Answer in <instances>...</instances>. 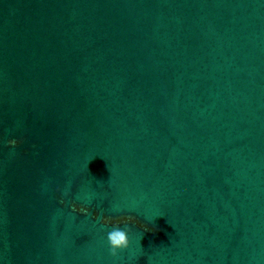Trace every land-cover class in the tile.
<instances>
[{"label": "water", "instance_id": "95a60500", "mask_svg": "<svg viewBox=\"0 0 264 264\" xmlns=\"http://www.w3.org/2000/svg\"><path fill=\"white\" fill-rule=\"evenodd\" d=\"M0 264H264V0H0Z\"/></svg>", "mask_w": 264, "mask_h": 264}, {"label": "clouds", "instance_id": "9594fccd", "mask_svg": "<svg viewBox=\"0 0 264 264\" xmlns=\"http://www.w3.org/2000/svg\"><path fill=\"white\" fill-rule=\"evenodd\" d=\"M9 145L15 146L18 143V140L16 138L9 139L7 141ZM67 191L65 192V195H67ZM76 210V209H74ZM79 212L87 214L89 209L87 207H80ZM128 219H132L129 217ZM105 223H108V218H105ZM107 240L111 248L112 255H117L119 250L126 249L130 245V239H129V229L128 228H121L119 226L114 227L111 231L107 233Z\"/></svg>", "mask_w": 264, "mask_h": 264}]
</instances>
